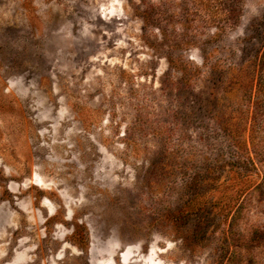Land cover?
Here are the masks:
<instances>
[{"label":"rangeland","instance_id":"obj_1","mask_svg":"<svg viewBox=\"0 0 264 264\" xmlns=\"http://www.w3.org/2000/svg\"><path fill=\"white\" fill-rule=\"evenodd\" d=\"M0 264H264V0H0Z\"/></svg>","mask_w":264,"mask_h":264}]
</instances>
